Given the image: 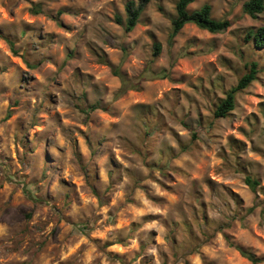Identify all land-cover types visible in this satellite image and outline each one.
<instances>
[{
  "label": "clouds",
  "instance_id": "obj_1",
  "mask_svg": "<svg viewBox=\"0 0 264 264\" xmlns=\"http://www.w3.org/2000/svg\"><path fill=\"white\" fill-rule=\"evenodd\" d=\"M0 264H264V0H0Z\"/></svg>",
  "mask_w": 264,
  "mask_h": 264
}]
</instances>
